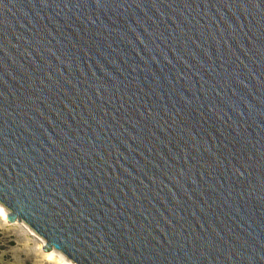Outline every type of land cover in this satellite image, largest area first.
Returning a JSON list of instances; mask_svg holds the SVG:
<instances>
[{
    "label": "water",
    "instance_id": "obj_1",
    "mask_svg": "<svg viewBox=\"0 0 264 264\" xmlns=\"http://www.w3.org/2000/svg\"><path fill=\"white\" fill-rule=\"evenodd\" d=\"M0 203L75 264H264V0H0Z\"/></svg>",
    "mask_w": 264,
    "mask_h": 264
},
{
    "label": "rangeland",
    "instance_id": "obj_2",
    "mask_svg": "<svg viewBox=\"0 0 264 264\" xmlns=\"http://www.w3.org/2000/svg\"><path fill=\"white\" fill-rule=\"evenodd\" d=\"M0 203V264H75L60 251L43 252L45 241L22 221L7 222Z\"/></svg>",
    "mask_w": 264,
    "mask_h": 264
}]
</instances>
